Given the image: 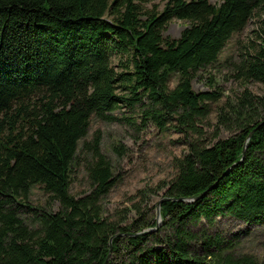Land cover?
Returning a JSON list of instances; mask_svg holds the SVG:
<instances>
[{
  "label": "trees",
  "instance_id": "1",
  "mask_svg": "<svg viewBox=\"0 0 264 264\" xmlns=\"http://www.w3.org/2000/svg\"><path fill=\"white\" fill-rule=\"evenodd\" d=\"M256 11L254 40L232 66L241 81L264 84V0H164L159 10L138 0H0V264H102L107 253L104 264H264V254L234 252L236 235L210 231L221 215L264 223V94L243 88L218 106L232 132L208 143L196 121L218 94L190 83ZM172 18L188 23L162 36ZM120 104L138 105L141 121L169 122L186 144L166 181L136 189L128 221L125 209L103 214L116 178L98 132L84 139L91 115L112 120ZM79 152L89 188L75 196ZM34 184L57 209L31 205ZM157 189L160 222L148 229L147 194Z\"/></svg>",
  "mask_w": 264,
  "mask_h": 264
},
{
  "label": "rangeland",
  "instance_id": "2",
  "mask_svg": "<svg viewBox=\"0 0 264 264\" xmlns=\"http://www.w3.org/2000/svg\"><path fill=\"white\" fill-rule=\"evenodd\" d=\"M208 1L217 3L218 0ZM138 2L143 8L159 10L164 0H138ZM187 23L186 20L172 18L164 24L161 34L167 37H177ZM256 25L257 11L249 17L240 30L230 35L220 49L216 60L198 69L191 78V88L194 91H214L218 94V99L209 103L207 114L201 120L196 121V125L201 128V138L205 142L210 143L232 132V119H230V128L217 121L218 106L224 101H234L243 88L252 94H264L262 82L254 79L241 81L240 78L234 76L232 66V63L236 62L246 50L247 44L254 40ZM110 58L114 68L119 69L117 56L112 55ZM176 78V74L172 73L168 79V86H173ZM138 107L134 105L129 108L120 104L112 111L115 116L112 120H104L91 115L84 135V139L89 140L95 131L98 132L100 151L108 159L112 174L116 178L115 183L100 200L103 214L112 215L115 210L125 209L124 221H128L135 215L130 204L138 200L134 195L136 189L156 188L158 184L166 181L174 170L173 157L186 150L184 137L180 131L171 126L169 122L161 128L149 119L141 121ZM80 144L81 141L78 142V150ZM87 157L88 155L84 152H79L70 168L69 191L75 196L89 188L84 170ZM161 190L148 191L147 194L145 213L148 216L152 215L155 220L154 202L160 198L158 196ZM28 201L31 205L45 206L50 210L58 208L57 200L49 197L38 184L31 187ZM192 227L195 229L198 225ZM210 231L218 232L229 239L231 235H236L234 236L236 239H233L235 253H248L256 258L264 254V223L250 224L230 215H221L216 216Z\"/></svg>",
  "mask_w": 264,
  "mask_h": 264
},
{
  "label": "water",
  "instance_id": "3",
  "mask_svg": "<svg viewBox=\"0 0 264 264\" xmlns=\"http://www.w3.org/2000/svg\"><path fill=\"white\" fill-rule=\"evenodd\" d=\"M195 197H196V196H195ZM162 198H163V197L158 198V200H156V202H155V217H156L155 225H154L153 227H149L148 229H154V228H156V226H157V225L159 224V222H160V220H159L158 205H159V201H160ZM140 232H142V231H140ZM107 257H108V253H107L106 257L104 258L102 264L105 263V260L107 259Z\"/></svg>",
  "mask_w": 264,
  "mask_h": 264
}]
</instances>
